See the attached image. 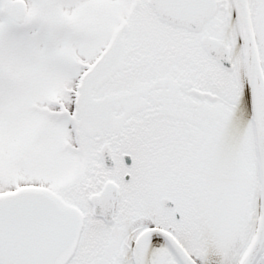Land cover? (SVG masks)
I'll list each match as a JSON object with an SVG mask.
<instances>
[{
  "label": "snow or ice",
  "instance_id": "obj_1",
  "mask_svg": "<svg viewBox=\"0 0 264 264\" xmlns=\"http://www.w3.org/2000/svg\"><path fill=\"white\" fill-rule=\"evenodd\" d=\"M0 264H264V0H0Z\"/></svg>",
  "mask_w": 264,
  "mask_h": 264
}]
</instances>
